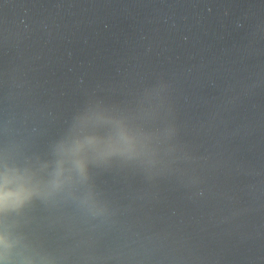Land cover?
I'll use <instances>...</instances> for the list:
<instances>
[{"label":"water","instance_id":"95a60500","mask_svg":"<svg viewBox=\"0 0 264 264\" xmlns=\"http://www.w3.org/2000/svg\"><path fill=\"white\" fill-rule=\"evenodd\" d=\"M73 124L85 170L64 156L52 203L9 217L36 252L264 264V0H0V150L54 179ZM31 191L12 172L0 199Z\"/></svg>","mask_w":264,"mask_h":264},{"label":"snow or ice","instance_id":"6c2138e0","mask_svg":"<svg viewBox=\"0 0 264 264\" xmlns=\"http://www.w3.org/2000/svg\"><path fill=\"white\" fill-rule=\"evenodd\" d=\"M83 122H87L84 120ZM94 142L90 133L84 136L74 135L71 140L61 139L56 143L55 154L60 158V166L54 179H39L30 168L14 166L10 163L7 149L0 150V190L5 186L8 175L12 172L24 174L28 177L31 185V195L24 205L16 210L9 209L0 199V264H61V260L55 254L36 252V247H43L42 239H33L28 233L17 229H9V217L13 212H22L34 205L41 207L49 206L53 198L63 189L62 165L63 157H75L76 168L81 172L87 167L88 161L85 153ZM23 249V252L17 251Z\"/></svg>","mask_w":264,"mask_h":264},{"label":"clouds","instance_id":"9594fccd","mask_svg":"<svg viewBox=\"0 0 264 264\" xmlns=\"http://www.w3.org/2000/svg\"><path fill=\"white\" fill-rule=\"evenodd\" d=\"M170 129H171V132H172V135L170 136V137H172V136H174L175 135V132H176V130H175V128L174 127H170ZM74 131H75V124H73L72 125V127H71V129L69 130V137L68 138H66L65 140H68V139H70L71 137H73L74 136ZM170 137H168V138H170ZM153 138H159V134L158 133H149V134H147L146 136H143L141 139H146V140H152ZM57 150V145H55V147H54V151H56ZM65 184V181L63 180V185ZM64 188V187H63ZM63 190V189H62ZM61 190V191H62ZM60 191V192H61ZM59 192V193H60ZM58 194V193H57Z\"/></svg>","mask_w":264,"mask_h":264}]
</instances>
